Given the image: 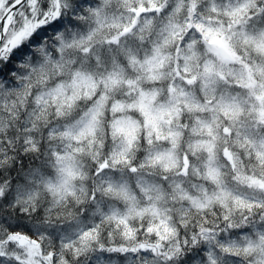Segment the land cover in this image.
<instances>
[{
    "label": "snow or ice",
    "instance_id": "1",
    "mask_svg": "<svg viewBox=\"0 0 264 264\" xmlns=\"http://www.w3.org/2000/svg\"><path fill=\"white\" fill-rule=\"evenodd\" d=\"M0 264H264V0H0Z\"/></svg>",
    "mask_w": 264,
    "mask_h": 264
},
{
    "label": "trees",
    "instance_id": "2",
    "mask_svg": "<svg viewBox=\"0 0 264 264\" xmlns=\"http://www.w3.org/2000/svg\"><path fill=\"white\" fill-rule=\"evenodd\" d=\"M37 163H39L38 161H37ZM142 238V237H141Z\"/></svg>",
    "mask_w": 264,
    "mask_h": 264
}]
</instances>
